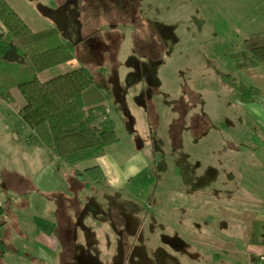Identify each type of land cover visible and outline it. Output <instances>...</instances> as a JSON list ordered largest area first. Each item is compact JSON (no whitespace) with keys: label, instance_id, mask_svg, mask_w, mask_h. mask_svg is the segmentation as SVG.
<instances>
[{"label":"rangeland","instance_id":"374dc122","mask_svg":"<svg viewBox=\"0 0 264 264\" xmlns=\"http://www.w3.org/2000/svg\"><path fill=\"white\" fill-rule=\"evenodd\" d=\"M7 1L22 17L41 19L43 26H49L46 17L39 16L43 9L59 12L53 16L58 19L68 13V30L74 28V18L80 26L90 27L96 41L106 44L99 43L105 48L100 57L89 56L84 42L76 45V54L103 86L110 115L123 139L117 146L122 156L127 158L136 151L128 129L139 136L138 144L151 163L145 175L148 172L154 177L152 193L134 199L143 228L137 238L128 236L126 249L130 251L131 244L133 248L124 264H203L200 257H192L196 253L193 245L190 248L180 242V249L171 246L174 237L184 242L183 229L171 228L175 225L171 224V193L182 188L194 202L214 199L220 194L216 189L219 179L231 177L229 190L223 191L230 197L236 186L234 162L250 159L264 167V131L236 88L247 82L249 73L236 68L232 60L233 53L244 49L246 38L264 31V0H105L106 7L108 2L116 3L118 9L117 17L106 20L97 19L99 5L91 4L94 10H88L87 0ZM83 29L81 35L63 30L61 35L74 43L85 41L88 37L83 36ZM59 72L56 68L53 74ZM17 107L19 103L0 99V198L4 212L0 222H6L1 232L8 246L0 264H19L23 256L17 250V237L24 230L16 214L24 210L31 219L32 213L43 214L45 209L46 197L30 176L28 180L15 176L16 170L37 173L35 166L19 160L28 155L24 143L31 127ZM35 139L41 142L37 135ZM242 143L250 147L243 148ZM184 173L195 178L177 179ZM248 190L259 200L264 194L259 187ZM97 230L100 232L99 227ZM104 237L103 230L97 242L88 245L94 258L91 253L86 255L98 264H121V245L106 243ZM208 258L206 264L221 263L215 256Z\"/></svg>","mask_w":264,"mask_h":264},{"label":"crops","instance_id":"0c3cea01","mask_svg":"<svg viewBox=\"0 0 264 264\" xmlns=\"http://www.w3.org/2000/svg\"><path fill=\"white\" fill-rule=\"evenodd\" d=\"M122 1L126 3V0ZM69 2L74 3L78 0ZM87 3L90 7L89 11L94 10L91 4L100 6L97 12L101 15L97 16V19L106 20L107 17L110 19L117 17L116 3L108 2L110 5L107 7L111 6L110 9H106L105 0H87ZM13 8L16 10L15 7ZM57 13L59 12H54V9L41 11L39 16L46 17L49 26H43L39 18L22 17V13L20 16L33 31L56 28L64 42L75 46L84 42V51L89 56L100 57L105 48L99 43L101 41L104 43V41L100 39L96 41L98 37H92L90 27L80 26L72 17L71 23L74 28L68 30L65 24L70 20V15L67 13L64 18L58 19L53 17ZM82 29L84 30L83 36L88 37L85 41L76 40L74 43L73 39L67 40L61 35L62 30L64 33L75 34L77 32L81 35ZM98 51L100 53L97 56ZM76 53L77 47L74 58L40 72L38 74L40 80L45 81L71 68L80 67L83 64V58L81 59ZM56 68L60 72L53 74ZM244 70L249 73L245 85L254 87L259 92L251 96L250 102H244L241 95L242 101L245 108L253 113L261 130L264 131V65ZM11 92L16 101H7L8 104L19 103L21 107L25 102L21 93L17 88L12 89ZM106 100L105 105L110 115L111 108ZM20 107H17L18 113ZM126 130L128 134L130 133L136 150L130 156L124 158L122 150L117 148L123 140L121 138L119 142L108 146L103 156L80 162L74 166L54 155L32 127L28 130V138L24 143L28 155L19 160L23 165L35 166L37 173L23 174L21 170H16L15 176L24 180H28L30 176L34 181V186L44 193L46 198L43 199V206H45L43 214L32 213L31 219L24 210L20 215L16 214L24 230V233L21 232L17 237L18 247L20 246L17 250L23 252V254L16 252L23 255L19 264H98L86 254L91 253L88 245L97 242L96 237H100L103 230L106 243L121 245L120 251L124 256L121 264L125 263L124 261L127 260L133 248L131 244L130 251L126 249L128 236L131 239L137 238L143 228V226L140 227L142 217L138 214L140 207L135 200L152 193L150 187L154 179L151 173L147 172L145 175L151 163L138 144L141 139L139 136L136 137V134L132 135L131 130ZM36 135L41 142L35 139ZM241 145L243 148L250 147L244 143ZM255 163L250 159L233 163L236 164L232 171L236 176V186L230 197L228 194L225 197L223 191L229 190L228 187L232 184L231 177L219 179L216 189H219L220 194L217 192L214 199L205 198L202 202H194L191 195L185 193L182 188L171 193V224H175L171 225V228H182V240L184 241L176 237L171 238V246L174 249H180L178 246L180 242L190 245V248L193 245L196 253L193 252L192 257H200L203 264H206L204 261L208 260V257L213 258L214 256L217 261H221L220 264H264V259H261V256H264V244H254L249 241L254 221L264 222V194L259 195L262 196L259 200L255 197L254 191L248 190L249 187L252 189L259 187L264 192V185H262L264 167L255 165ZM94 165H99L105 173V180L101 183L91 182L89 186L88 180H81L75 176L76 170L83 172ZM194 178L188 173L177 177L179 180ZM173 179L175 177L171 178ZM257 180L261 183L258 184ZM51 194H58L61 198L58 197V199L55 196L54 199L52 198L54 195ZM0 206L3 207L1 198ZM157 206L160 207L159 203ZM12 216L15 217V213ZM197 217H199L198 220ZM3 223L6 224V222ZM261 229L263 239L264 225ZM173 248H171V254H174ZM92 257L94 258V253Z\"/></svg>","mask_w":264,"mask_h":264},{"label":"trees","instance_id":"16d2710c","mask_svg":"<svg viewBox=\"0 0 264 264\" xmlns=\"http://www.w3.org/2000/svg\"><path fill=\"white\" fill-rule=\"evenodd\" d=\"M0 22V99L15 102L11 90L17 88L25 100L19 109L23 120L54 155L70 165L103 156L121 138L105 105L107 95L92 70L81 65L45 81L38 76L74 58L76 46L64 42L56 28L33 31L7 0H0ZM243 43L244 49L232 54L235 67L264 65V31L251 34ZM236 88L244 102L259 92L245 84ZM75 176L88 180L89 186L106 177L99 165L76 170ZM3 225L0 222V256L8 251ZM262 225L263 221H254L251 243L264 244Z\"/></svg>","mask_w":264,"mask_h":264},{"label":"built area","instance_id":"2783aa9c","mask_svg":"<svg viewBox=\"0 0 264 264\" xmlns=\"http://www.w3.org/2000/svg\"><path fill=\"white\" fill-rule=\"evenodd\" d=\"M261 259H264V256L263 255L261 256Z\"/></svg>","mask_w":264,"mask_h":264}]
</instances>
